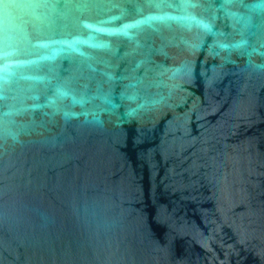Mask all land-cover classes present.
Here are the masks:
<instances>
[{"label": "water", "instance_id": "95a60500", "mask_svg": "<svg viewBox=\"0 0 264 264\" xmlns=\"http://www.w3.org/2000/svg\"><path fill=\"white\" fill-rule=\"evenodd\" d=\"M0 264H264V0H0Z\"/></svg>", "mask_w": 264, "mask_h": 264}]
</instances>
